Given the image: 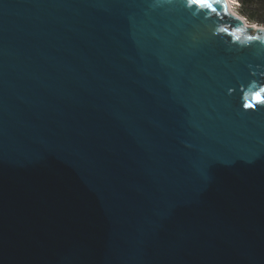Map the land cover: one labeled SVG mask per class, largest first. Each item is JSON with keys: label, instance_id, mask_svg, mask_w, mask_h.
Masks as SVG:
<instances>
[{"label": "water", "instance_id": "1", "mask_svg": "<svg viewBox=\"0 0 264 264\" xmlns=\"http://www.w3.org/2000/svg\"><path fill=\"white\" fill-rule=\"evenodd\" d=\"M213 7L0 0V264H264V26Z\"/></svg>", "mask_w": 264, "mask_h": 264}, {"label": "trees", "instance_id": "2", "mask_svg": "<svg viewBox=\"0 0 264 264\" xmlns=\"http://www.w3.org/2000/svg\"><path fill=\"white\" fill-rule=\"evenodd\" d=\"M239 11L251 22L264 26V0H238Z\"/></svg>", "mask_w": 264, "mask_h": 264}, {"label": "snow or ice", "instance_id": "3", "mask_svg": "<svg viewBox=\"0 0 264 264\" xmlns=\"http://www.w3.org/2000/svg\"><path fill=\"white\" fill-rule=\"evenodd\" d=\"M222 0H189L190 4L193 5H200L201 7L209 8L215 11V8L213 7L214 4L221 3ZM224 31H227L226 29ZM251 39V37H250ZM253 99L256 101L257 104L264 107V87H261L259 91H256L252 94ZM247 99V98H246ZM245 108H255L256 105L252 103H245L243 105Z\"/></svg>", "mask_w": 264, "mask_h": 264}, {"label": "bare ground", "instance_id": "4", "mask_svg": "<svg viewBox=\"0 0 264 264\" xmlns=\"http://www.w3.org/2000/svg\"><path fill=\"white\" fill-rule=\"evenodd\" d=\"M227 3H228V7H229V10L232 12V13H235V14H238V15H241L239 12H237L236 10V7H235V4H236V1L235 0H226ZM243 16V15H241ZM244 17V16H243ZM256 27H258L256 25Z\"/></svg>", "mask_w": 264, "mask_h": 264}, {"label": "rangeland", "instance_id": "5", "mask_svg": "<svg viewBox=\"0 0 264 264\" xmlns=\"http://www.w3.org/2000/svg\"><path fill=\"white\" fill-rule=\"evenodd\" d=\"M235 1H236V4H235L236 10H237V12L240 13V11H239V8H240V6H239V2H238V0H235ZM257 26H258V25H257Z\"/></svg>", "mask_w": 264, "mask_h": 264}]
</instances>
